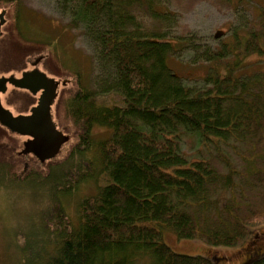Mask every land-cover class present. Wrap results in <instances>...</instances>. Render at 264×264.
Returning <instances> with one entry per match:
<instances>
[{"label":"trees","instance_id":"16d2710c","mask_svg":"<svg viewBox=\"0 0 264 264\" xmlns=\"http://www.w3.org/2000/svg\"><path fill=\"white\" fill-rule=\"evenodd\" d=\"M18 3L0 0L3 58L17 64L39 54L46 72L68 79L52 118L71 141L41 164L21 153L20 135L0 125V184L44 182L56 170L63 196L80 182L95 183L74 217L53 201L41 238L23 243L21 264L222 263L223 256L214 262L176 253L161 235L231 247L264 222V70L238 74L246 56L264 54V6L243 31L231 29L214 48H194V59L208 66L200 83L186 84L168 59L190 44L167 37L177 19L164 0H56L65 26L93 47L105 73L104 87L91 90L55 46L25 35ZM145 19L156 24L148 28ZM99 91L118 93L120 102L97 103ZM94 126L108 137H92ZM187 140L192 154L183 152ZM248 256L242 264H264V254Z\"/></svg>","mask_w":264,"mask_h":264},{"label":"rangeland","instance_id":"374dc122","mask_svg":"<svg viewBox=\"0 0 264 264\" xmlns=\"http://www.w3.org/2000/svg\"><path fill=\"white\" fill-rule=\"evenodd\" d=\"M17 17L25 35L35 41H47L54 49L65 67L79 74L81 82L86 88L98 90L105 85V73L100 72L94 57L93 47L82 36L68 29L67 17L60 12L56 0H18ZM169 12L176 14L177 23L165 28L167 37L187 39L189 44L176 55L169 57L168 66L173 73L181 77L186 84L200 83L205 74L208 63L194 59V48H214L221 38H226L233 28L243 31L254 20L259 8L264 6V0H164ZM145 26L152 28L156 24L153 20L145 19ZM0 28V77L19 75L21 70H27L32 57L14 64L7 62L2 55V47L6 43L7 33ZM224 33V34H223ZM37 63H34L35 67ZM40 68V65H37ZM64 67V68H65ZM65 68V69H66ZM66 69V70H67ZM264 70V54H252L243 60V67L238 74H250ZM37 95L8 85L1 93L4 108L14 115H26L36 102ZM96 102L100 104H118L120 98L116 92L96 94ZM109 130L94 126L91 136L94 138L108 137ZM71 140V139H70ZM24 145V138L20 136ZM65 142L60 150L65 151ZM196 148L192 141L187 140L183 152L192 154ZM58 170L54 171L50 180L26 181L24 183L0 184V264H18L23 256V243H35L41 238L42 224L50 219L49 210L53 201L59 199L65 212L74 217L76 202L84 195L95 191L94 181L80 182L68 195H62L57 190L62 184L58 179ZM100 180V178H99ZM102 180L99 181V183ZM57 190V191H55ZM161 240L174 252L186 255H200L211 258L223 256L222 263L242 264L249 259L248 253L257 256L264 254V222L248 227V235L236 246H216L206 244L198 239L178 238L170 231H163ZM20 262L19 264H21Z\"/></svg>","mask_w":264,"mask_h":264},{"label":"water","instance_id":"95a60500","mask_svg":"<svg viewBox=\"0 0 264 264\" xmlns=\"http://www.w3.org/2000/svg\"><path fill=\"white\" fill-rule=\"evenodd\" d=\"M4 14V11L0 13L2 23ZM31 57L28 66L31 65V61H34L40 65V68L36 65L34 69L23 71L21 75L19 74L20 76L14 73L11 76L0 77V125L11 133L23 136L25 141L23 149L20 150L21 153L25 156L31 155L43 164L63 154L64 151L60 150L61 146L65 142H68V145L71 141V135L57 128L52 118V106L58 89L68 79L56 78L44 71L42 55ZM8 85L25 90L32 95H38L36 104L26 115H14L2 105L1 93L6 91Z\"/></svg>","mask_w":264,"mask_h":264},{"label":"flooded vegetation","instance_id":"af4514ba","mask_svg":"<svg viewBox=\"0 0 264 264\" xmlns=\"http://www.w3.org/2000/svg\"><path fill=\"white\" fill-rule=\"evenodd\" d=\"M1 25H2V22L0 23V28H1ZM3 32L5 33V30H4ZM35 56H36V57H40L39 54H38V55H35ZM30 63H31V65H29L30 67H29V69H27V71H29V70L35 68V67L33 66L34 61H31ZM14 64H15V63H14ZM42 66H43V64H42ZM23 71H25V70L23 69V70L19 71V72H20V75H21V73H22ZM20 75H19V76H20ZM37 96H38V95H37ZM37 99H38V97H37ZM37 99H36V102H37ZM36 102H35L34 104H36Z\"/></svg>","mask_w":264,"mask_h":264}]
</instances>
